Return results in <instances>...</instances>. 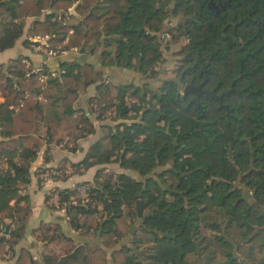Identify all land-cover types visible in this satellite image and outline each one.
Here are the masks:
<instances>
[{
	"label": "trees",
	"instance_id": "obj_1",
	"mask_svg": "<svg viewBox=\"0 0 264 264\" xmlns=\"http://www.w3.org/2000/svg\"><path fill=\"white\" fill-rule=\"evenodd\" d=\"M227 1L0 0V49L15 44L32 16V30L51 34L53 45L68 37L67 53L101 50L104 64L150 77L159 73L153 66L168 57L176 32L183 38L172 49L179 56L173 77L159 75L156 86L118 87V121L102 124L103 134L81 161L84 168L116 161L141 177L99 168L94 183L59 193L74 228L88 230L81 215L100 213L93 233L111 257L67 244L60 258L47 254V264H264V0ZM66 54L58 55L57 70L44 62L46 82L27 74L28 55L12 61L10 74L0 66V160L7 163L0 170V211L7 209L11 219H0V232H10L0 235V255L8 245L13 249L32 214L19 203L29 201L19 185L30 182L32 162L51 132L71 133L80 122L84 134L95 129L86 112L75 115L74 104L77 76L90 84L100 72L93 60ZM188 83L223 96L185 93ZM127 93L137 101L129 104ZM121 216L128 231L117 224ZM39 230L49 242L63 234L45 225ZM127 235L130 243L121 242ZM17 264L42 263L23 247Z\"/></svg>",
	"mask_w": 264,
	"mask_h": 264
},
{
	"label": "crops",
	"instance_id": "obj_2",
	"mask_svg": "<svg viewBox=\"0 0 264 264\" xmlns=\"http://www.w3.org/2000/svg\"><path fill=\"white\" fill-rule=\"evenodd\" d=\"M74 5H77V3ZM71 8V12H76V7L74 10ZM46 11L51 12L52 10L48 9ZM40 17L43 18V15ZM34 18L32 16L26 18L24 32L13 46L0 49V66L6 72H8V67L12 61L20 57V55H28L35 63L45 61L50 64L52 69H58L60 56L46 57L34 50L31 47V43L27 42V38L32 39L33 36L40 34L32 30V21ZM29 19H31L30 22ZM64 56L78 58L80 60H93L95 68L100 72L98 80L90 84H85L83 77L80 75L77 76L80 87L78 89V97L74 104L77 109L75 115L86 112L87 115H90L95 129L93 132L87 134L80 132L82 131V122L78 123L71 133L54 129L51 132L49 141L38 150V154L33 160L30 169L31 180L28 183H21L18 190L21 195H28V202L23 200L19 203L31 207L32 214L28 222L23 225L21 238L13 246V255L10 257L4 254L0 255V264H17L18 256L23 247H27L42 264H47V254H57L59 255L58 258L63 256L66 253L64 251L68 246L67 244L73 248L84 245L85 249L88 248L89 251L100 256L103 250L107 252L108 248L104 245L102 238L93 233L96 223L92 224L90 222L92 215H81L82 220H86L89 225L88 230L86 228L72 227L69 223V217L66 215V210L63 207L64 204L60 202L59 193L63 189L76 188L83 182L94 183L99 168L104 170L112 169V172L127 171L134 175L136 173L133 169L122 167L116 161L95 164L87 168L82 166L81 161L88 152L91 144L104 132V127L102 126L103 121L95 116L94 108L100 104V101L105 103L106 89L110 91V89H117L123 84L130 83L136 85H143L144 83L154 84L153 81L155 80H152L151 77L143 74L135 67L104 64L101 50L90 54L73 52L67 53ZM3 99L4 96L0 94V100ZM42 131H45V126H42ZM4 137L2 135L0 139ZM79 163H81L79 165L80 167H78ZM74 197L75 195L71 194V198L74 199ZM16 203V198L10 200L11 206L14 207ZM7 213V209L0 211V219L10 221L11 219L7 216ZM97 214L100 215V213L93 215ZM42 225L52 229L57 228V232L63 233L62 237L50 242L38 237V233L40 232L39 228Z\"/></svg>",
	"mask_w": 264,
	"mask_h": 264
},
{
	"label": "rangeland",
	"instance_id": "obj_3",
	"mask_svg": "<svg viewBox=\"0 0 264 264\" xmlns=\"http://www.w3.org/2000/svg\"><path fill=\"white\" fill-rule=\"evenodd\" d=\"M30 21H31V19H29V22ZM168 24H169V22L167 20L165 22V25L168 26ZM181 34H182L181 31H177L175 36L173 37L172 42H171L172 45L168 46L169 48H167L168 57L165 58V59H161L156 64H154L153 69L156 70V73L159 72L156 76L149 75L152 78V80H155V81H153L154 86H156V85L161 83V80L159 78L160 76H164L165 75L166 77H173L175 75V73H176L175 69H176V67L178 66V63H179L178 62L179 61V56H177L175 53H173L172 49H178V47L180 46L179 41L181 42V39H183ZM165 36L166 37H171L170 33H166ZM33 38H34V36H33ZM27 42H30V43L32 42L33 43V40L31 38L30 39L27 38ZM32 43H31V47H32ZM79 79H81V78H79ZM117 89H115V88L114 89H110V91L106 89L105 103L100 101V104H98L97 107H96V111H95L96 115L95 116L97 117V115L99 116V115L102 114V117H100V118L102 119L103 123H105V124L115 125V123L118 121V120L114 119V117H116L117 104L119 102V100L116 98V94H117V91H118ZM126 100H127V102L129 104H131V103L133 104L135 101H137V98L135 96H132L129 93H127ZM141 102L142 101H139L138 103H141ZM130 113L134 114V113H136V110L132 109L130 111ZM111 170L112 169L104 170V173L105 174L109 173V172H111ZM105 174H103V176H105ZM135 174L138 175V177H141L139 173H135ZM167 178H168V180L170 182L174 181V177L171 174H168ZM74 199H75V197H74ZM99 218H100V215H98V214L97 215H92V218H90V222L92 224H95V223H97L99 221ZM117 224L119 225L120 228H122V229H124L126 231L129 230V225L127 224V220H126V218L124 216H121L120 218L117 219ZM201 230H202V232L211 235V231L209 229H207L206 226L203 225V224L201 226ZM131 237L132 236H128V235L124 236L121 239V242H125V243L129 242L130 243V241L128 239H131ZM101 256L104 258V260H105V258L111 257L110 252H108V253H103L102 252Z\"/></svg>",
	"mask_w": 264,
	"mask_h": 264
},
{
	"label": "built area",
	"instance_id": "obj_4",
	"mask_svg": "<svg viewBox=\"0 0 264 264\" xmlns=\"http://www.w3.org/2000/svg\"><path fill=\"white\" fill-rule=\"evenodd\" d=\"M74 29L71 28L70 29V33L73 32ZM51 34H38L36 36H34V38H32L33 43H32V47L34 50H36L37 52L41 53L42 55H45L46 57H56L58 55H62L68 52V48H66L65 44L68 41V37H66L62 43H59L57 45H53L51 43ZM72 50L78 51L79 48L77 46H73L71 48ZM24 61L26 62V67H27V74H33L36 73L38 74V78L40 81L42 82H46L47 78H48V74L44 72V62L45 61H41L38 63H35L32 61V59L29 58H25ZM53 74H55V72H53ZM1 94V92H0ZM3 129V126L0 122V138L2 137V132L1 130ZM3 167H7V163L0 160V169H2ZM80 195L82 197L83 200H86L89 198V193L87 191V186L86 185H81L80 186ZM66 205H63L64 209L66 210ZM1 235H5L6 238L10 237V232L9 230H2V232H0ZM5 255L7 257H10L13 255L12 249L11 247L8 245V250L5 253Z\"/></svg>",
	"mask_w": 264,
	"mask_h": 264
},
{
	"label": "water",
	"instance_id": "obj_5",
	"mask_svg": "<svg viewBox=\"0 0 264 264\" xmlns=\"http://www.w3.org/2000/svg\"><path fill=\"white\" fill-rule=\"evenodd\" d=\"M211 1L213 2V0H211ZM227 2H230V0H228ZM225 3H223V6L225 5ZM75 7H76V5H74L71 9L74 10ZM124 28H125V24L123 23V29ZM190 90L196 92L198 96L201 95L202 93H206L208 96H216L219 98H222V96H223V94H218L214 89L210 90V89L203 88V86L201 84H199V85H192L191 83L186 84L185 88H184V92L186 93ZM247 195L250 196L251 193L248 192Z\"/></svg>",
	"mask_w": 264,
	"mask_h": 264
}]
</instances>
